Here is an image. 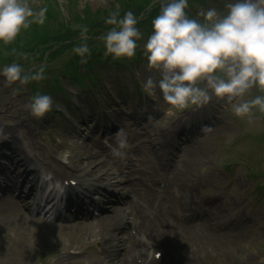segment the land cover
I'll return each mask as SVG.
<instances>
[{
	"label": "rangeland",
	"instance_id": "374dc122",
	"mask_svg": "<svg viewBox=\"0 0 264 264\" xmlns=\"http://www.w3.org/2000/svg\"><path fill=\"white\" fill-rule=\"evenodd\" d=\"M152 1L155 0H27L28 6L34 11H38L41 7L47 8L45 22L31 23L27 29H21L16 39L9 44L0 42V67L18 63L26 72L34 73L43 66L45 78L26 84H20L19 81L9 84L4 77L0 76V153L3 155L0 156V162L8 166L14 163L13 150L9 151L5 148L7 146L14 145V149L20 148L24 157L28 159L26 152L33 149L41 160L38 176H41V179L49 178L52 184L64 185L60 180H55L57 171L48 159L49 155L63 166L87 165L88 154L94 152L93 149L91 150L92 144H100L102 138L106 139L100 136L104 126L100 117L111 116L116 109L120 110L116 114L119 121H115L117 128L112 131L117 132L118 129H123L126 134L130 145L126 150V158H143L147 161L148 154L153 157L152 165L167 159L165 154L158 152L157 155L151 150L147 135L151 130L164 126L168 118L174 124L176 123V126L171 131L168 130L166 134L182 129L186 124L187 114L193 107L184 110L172 106L161 107L156 101V96L154 98L151 96L149 97L151 102L147 100L134 112V115L139 111L144 112L146 118L147 111L151 112L146 120L142 118L140 122L135 121L134 118L130 120L127 109L115 105L109 108V113L99 109L100 112L93 116L92 112L84 111L79 118L73 120L62 106V99L66 98L71 104L75 101V96L80 101L84 97L78 90L71 88L66 80L59 82L61 76H68L73 70L69 68L76 64L75 61L80 60V57L72 51L75 47L73 41H70V45L58 47V44L63 41L75 38L81 40L77 25L88 28L87 43L93 45L101 43L98 37L112 27L105 24V20L112 12H119L123 16L124 12L132 11L138 18L143 17L138 20L148 24L151 22L153 7L145 6ZM200 1L196 0L192 3L196 17L201 9L223 10L226 2L221 0L214 5L219 0H206V5L198 7ZM89 47L91 49V45ZM141 67L144 69V64H141ZM113 76L120 78L123 87L126 86L127 89L131 87L130 75L126 70L115 69L114 73L106 77ZM33 86H36L38 90L44 88L41 94L53 97V113L49 116L45 114L43 118L36 119L28 113L25 105L31 97L29 87ZM64 87L66 91L63 90ZM252 90L258 91L256 88ZM252 96L253 92H249L240 99L248 100L252 99ZM215 101L218 100L213 97L209 101L213 102L210 106L218 108ZM154 102H157L156 105L153 104ZM236 102L238 100L233 101V103ZM121 104L126 107L135 106L131 100L123 101ZM210 106L202 105L193 108L192 112L202 119H208L211 117ZM225 106L230 107L226 103ZM76 107L79 109V106ZM82 107L88 109L84 104ZM71 111L73 114L74 111ZM59 112H61L60 115ZM83 117L88 118V125L84 129L89 130L78 136L73 129L81 127L80 121ZM241 121L237 119L234 122L232 133L227 137H204L191 148L192 151L181 154L178 158L182 164L178 168L180 169L179 180L173 185L175 190L180 189L178 195L182 199L184 195L182 187L191 188L194 200L198 201V205L203 202L202 205L209 211L204 219L197 220L196 216V219H187L184 225L190 227L195 222L200 224L206 221L211 218L210 214L215 207H224L226 211L222 214L227 219L234 220L236 216L242 219L240 223L235 222L231 227L221 225L211 227L207 234L199 237L194 246L200 260L206 264H264V113L254 108L248 122L240 123ZM96 124H98L97 127ZM94 126L96 134H90V129ZM178 133L176 132L174 137ZM10 134L11 140L8 138ZM87 138L89 141H86ZM173 154L179 153L174 151ZM89 160L93 164L96 162ZM109 165L112 167L107 169L114 171V166L110 163ZM95 173L96 171L90 165L87 167L86 178L93 179L96 177ZM186 179H194V184L186 183ZM1 186L2 183H0ZM16 194L5 191L0 193V264H55L57 260L62 264H74V261H76L75 264H92L93 261L88 263L89 260L98 258L96 252L101 249V243L93 241L90 245L89 240L86 239L87 236L84 235L85 239L83 238V234L92 226L88 224L89 221H83V219L90 220L91 216L79 218L76 216L81 226H78L77 231H70L69 226H67L68 229L63 228L64 220L47 223L37 217V213L42 211L41 208L31 210L30 206L24 211L23 205L20 206L17 203L21 202V199H17ZM22 194L24 196V193ZM249 199L253 201L246 207L245 203ZM102 200L106 201L108 197L105 196ZM113 205L116 204L113 203ZM11 210L16 211L17 215L10 216ZM60 211L63 213L62 218L66 216L72 220V216L63 208L61 209L60 205L54 207V214L57 212L59 214ZM208 235L212 238H208ZM185 249L191 250L187 243H180L178 250L185 252ZM174 251L171 250L169 253L173 254ZM80 252L84 254L83 260L68 255ZM175 263L186 264L184 260ZM160 264H165V261Z\"/></svg>",
	"mask_w": 264,
	"mask_h": 264
},
{
	"label": "clouds",
	"instance_id": "9594fccd",
	"mask_svg": "<svg viewBox=\"0 0 264 264\" xmlns=\"http://www.w3.org/2000/svg\"><path fill=\"white\" fill-rule=\"evenodd\" d=\"M187 7L188 0H160L142 46L146 70L154 73L142 81L144 92L152 97L159 93L165 105L180 110L205 105L215 97L229 104L236 117L250 118L254 108L264 113V95L240 99L253 88L264 93V0H226L223 10L201 9L197 16L202 20L190 18ZM46 12V7L34 11L27 0H0V42L11 43L31 23L43 24ZM142 18L132 11L123 16L112 12L105 20L112 27L98 37L104 44V55L113 59L134 57L137 42L143 38L137 27ZM76 27L84 42L72 51L84 64L91 55L88 28ZM0 76L9 84L45 78L43 66L29 73L18 63L0 67ZM25 107L32 117L41 119L53 109V97L37 93ZM115 138L111 154L123 160L130 147L123 129H118Z\"/></svg>",
	"mask_w": 264,
	"mask_h": 264
},
{
	"label": "bare ground",
	"instance_id": "6f19581e",
	"mask_svg": "<svg viewBox=\"0 0 264 264\" xmlns=\"http://www.w3.org/2000/svg\"><path fill=\"white\" fill-rule=\"evenodd\" d=\"M22 128L24 129L23 125ZM8 138L11 140V134ZM82 145L85 146V144ZM161 146V142L155 143V147ZM12 150L14 153L13 160L16 162V166L12 165L11 172L13 176L17 177V181L21 180V182H25V184L28 185L26 193L30 195L28 199L31 203L34 200L33 182L36 178V170L41 160L37 157L33 149L26 152L29 159L24 157L20 149H14V145L12 146ZM48 159L51 160L54 169L57 171L55 174L56 178L60 180L72 178V181L77 179L76 187H64V189H67L69 192V195L75 194V196H77L78 192L75 190L78 189L77 191H80L77 201H73V204L76 206V211L80 210L84 204L91 203L88 199L85 201L80 199V197H84L85 193L88 194L99 191L107 193L110 198L107 204L103 205L101 198L96 200L105 212L106 209L112 205L113 201L119 202L118 211L109 216L105 213V215H102L105 218L96 220L94 226L84 233L89 240L101 239L103 241L101 251L96 254L98 258L92 260V264H141L142 262L143 264H156L162 259H164L165 264H176L169 259L168 253L172 250L171 247L169 245L165 246L166 242H172V240H170L171 237L170 235L164 236L162 234V232L166 234L174 233V228H167L161 224L166 221V218L163 216H157L155 220L149 221L152 211L147 204L155 202L157 200V195L155 196V193L154 196L153 194H148L146 189L147 180L142 178V169L138 161H130L126 166H120L121 171L117 170L118 173H113L110 169H107L109 165H107L104 157L94 152H91L87 156V165L89 166L84 164L79 167L78 164H75L72 167L68 165L63 167L58 161L54 160L51 155H49ZM89 159L96 162L93 164ZM90 165L96 171V177L93 179L86 178V176H88L86 174L87 167H90ZM122 169H126L128 174L124 176ZM71 172H74V174L72 175ZM6 179L8 181V175ZM109 187L112 188V190L115 189V191H109ZM82 188L84 189L82 190ZM20 190V188H17L16 192ZM138 199L143 201V206L140 207L142 204L137 202ZM162 201L163 199L160 198V202ZM20 203L24 205V201ZM180 205L183 212H189L190 215L195 211V208H192L194 206V201L190 198H188L186 203H184V201L181 202ZM174 206L176 209L178 208L175 203ZM187 209L190 210L188 211ZM128 210H130L129 216H124L123 213ZM15 214L16 211H12L11 216H15ZM216 218H219V215H216ZM125 220L131 222L134 235L124 234L126 232L123 233V229L127 224ZM222 223H225V221H222ZM77 228L78 226L73 225L69 230L77 231ZM191 229L195 231V229ZM119 235L123 236L120 237ZM85 236L83 237L84 239ZM175 239L178 238L175 236ZM178 240L182 241L181 239ZM159 245L164 247L161 249L166 251L165 256L163 252L157 248ZM77 249L79 250V247ZM121 251L123 252L122 254L120 253ZM156 254L160 256L158 260L153 257L157 256ZM75 256L80 259L83 258L82 253H78L72 257ZM92 261L89 260L88 263Z\"/></svg>",
	"mask_w": 264,
	"mask_h": 264
}]
</instances>
